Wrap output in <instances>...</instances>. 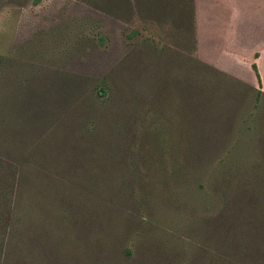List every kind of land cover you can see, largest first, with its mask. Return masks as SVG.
Returning <instances> with one entry per match:
<instances>
[{
	"label": "rangeland",
	"instance_id": "1",
	"mask_svg": "<svg viewBox=\"0 0 264 264\" xmlns=\"http://www.w3.org/2000/svg\"><path fill=\"white\" fill-rule=\"evenodd\" d=\"M191 22L0 0V264H264V87L205 67Z\"/></svg>",
	"mask_w": 264,
	"mask_h": 264
},
{
	"label": "crops",
	"instance_id": "2",
	"mask_svg": "<svg viewBox=\"0 0 264 264\" xmlns=\"http://www.w3.org/2000/svg\"><path fill=\"white\" fill-rule=\"evenodd\" d=\"M237 2V7H228L213 0H196V56L229 75L256 85L260 82L252 67L253 61L249 62V69L248 66L247 70L241 69L243 59L253 58L264 87V56L251 48L252 36H256L258 42L264 41V0ZM229 10L239 12L241 16H225ZM203 46H209L213 60L200 54Z\"/></svg>",
	"mask_w": 264,
	"mask_h": 264
},
{
	"label": "trees",
	"instance_id": "3",
	"mask_svg": "<svg viewBox=\"0 0 264 264\" xmlns=\"http://www.w3.org/2000/svg\"><path fill=\"white\" fill-rule=\"evenodd\" d=\"M187 8L189 9V14H190V17H191V23L193 24V30H194V33H196V0H187ZM187 13H188V10H187V12H186V14H185V16H187ZM202 64V63H201ZM203 65L205 66V67H207V68H209V69H213V70H217L216 68H214V67H212L211 65H209V64H207V63H205V62H203ZM252 67H253V69L256 71V73H257V76H258V79H259V81H260V83H261V78H260V74H259V71H258V66H257V64L256 63H253V65H252ZM218 71V70H217ZM220 72V71H219ZM232 76V75H231ZM232 77H234V76H232ZM234 78H236V77H234ZM236 79H238V78H236ZM238 80H240V79H238ZM242 81V80H241ZM244 82V81H243ZM247 83V82H246ZM249 84V83H248ZM251 85V84H250ZM253 86V85H252ZM197 91H198V89H196ZM264 92V91H263ZM0 182H2V181H0ZM4 182V181H3ZM3 184H1L0 185V191H3V190H5V189H7V188H5V186H4V188H3ZM5 191H8V190H5Z\"/></svg>",
	"mask_w": 264,
	"mask_h": 264
}]
</instances>
